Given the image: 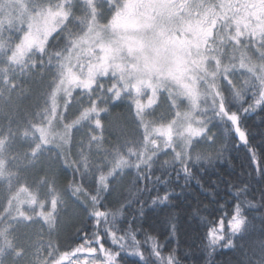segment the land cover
<instances>
[{"label":"snow or ice","instance_id":"6c2138e0","mask_svg":"<svg viewBox=\"0 0 264 264\" xmlns=\"http://www.w3.org/2000/svg\"><path fill=\"white\" fill-rule=\"evenodd\" d=\"M182 4L101 0L88 23L70 14L66 0L55 11L32 0L18 42L0 49L11 64L29 70L25 60L32 58L33 73L49 74L46 95L63 93L65 116L69 106L78 108L76 117L62 122V144L50 148L44 139L40 153L25 152V170L35 179L30 187L24 178L22 186L37 194L49 190L39 205V223L58 231L69 207L73 216L82 210L87 217L70 245L54 247L51 264H200L204 256H196L197 245L212 257L217 249L240 247L238 239L249 233L257 214L264 225V141L254 143L245 125L248 116L264 113V47H257L253 63L218 50L214 34L204 36L202 29L196 45L203 40L205 55L193 58L192 33L173 19V9ZM50 18H59L58 24ZM241 37L239 30L229 33L236 44ZM209 63L215 72L207 71ZM43 81L40 75L38 83ZM121 105L125 113L116 112ZM73 143L69 160L65 152L72 153ZM232 151L245 152L248 167L242 164L234 179L205 181ZM57 162L69 173L63 187ZM193 185L205 199L193 195ZM189 198L193 202L184 207ZM33 223L28 216L18 228L27 231ZM161 239L176 244L167 255ZM241 264H264V239Z\"/></svg>","mask_w":264,"mask_h":264},{"label":"trees","instance_id":"16d2710c","mask_svg":"<svg viewBox=\"0 0 264 264\" xmlns=\"http://www.w3.org/2000/svg\"><path fill=\"white\" fill-rule=\"evenodd\" d=\"M32 1V0H29ZM44 2V0H43ZM74 9L71 11V15L76 17L79 22H88L90 13L88 10ZM79 24L73 26V30H79ZM18 42L17 38H12L8 44H14ZM11 64L3 54L0 55V146L6 151L5 155L8 159L10 152L13 151L12 159L14 160L13 166V179L7 177L9 181H14L10 188L5 187L0 182V264H50L52 257L55 255L54 247L59 245L63 248L72 243L75 239L76 229L85 227L87 224V217L81 210L77 215H72V208L69 207L67 213L64 216L63 222L60 224L58 231H51L39 223L33 224V226L27 230L31 233L30 241L25 240L23 229L18 228L19 219L5 217V204L10 199V195L16 187L22 186V180L27 178V182L30 187L33 186L34 175L25 170V165L28 160L21 161V154L24 148L32 149L33 144L40 141V137H33V133L36 132L38 127L48 123L51 119L52 101L53 97L46 95L45 86L48 83L49 74H42L39 72L33 73L29 66V70L20 68L19 72H13L12 68H9ZM40 75H44L43 83H38ZM7 78V83H5ZM15 85L13 87L12 85ZM71 109V112L69 111ZM78 108L74 110V105L69 106L65 119H71L76 117ZM127 108L125 105H121L116 108L117 113H125ZM78 119L80 117H77ZM62 120H65L61 118ZM245 125L254 143L260 144L264 141V113H257L248 116L245 120ZM6 129H11L10 132L5 134ZM11 137V139L9 138ZM33 138L35 140H33ZM231 148V145H228ZM52 148V146H50ZM76 152L75 143H73V151L71 154H65L68 159L71 160ZM227 160H221L217 162L214 169H210L208 176H205V181L209 176L211 180H216L217 176L225 179H234L242 171L241 165L248 167L249 160L248 155L241 152H227ZM53 159H55V152L52 153ZM58 170L57 182L63 187L69 173H66L60 164L57 162L53 165ZM22 188V187H21ZM194 196L199 199H205L203 194H200L199 189L193 185L190 189ZM221 193L225 191L221 186ZM32 193L39 198L49 197V190L47 187H42L37 190L33 188ZM126 195V191L124 192ZM161 194H163V188L161 187ZM193 202L192 198H189L184 207L187 204ZM249 218H252V214L249 213ZM215 219V217H210ZM122 222V221H121ZM185 230L191 232L192 228L185 225ZM195 227V224L192 225ZM205 229L201 228L200 232L203 233ZM159 235L158 233H155ZM195 235V233H193ZM142 238V237H141ZM264 239V225L261 224L259 215L253 220V226L250 228L249 233L243 238L238 239L240 247L237 249H217L212 257H206L200 249L199 245L195 250L197 257L204 256L201 259L200 264H208L209 261L212 264H241L246 260L247 256L252 255V250H257L259 242ZM3 240V242H1ZM163 244L162 251L167 255L170 247H176L175 242H167L161 239ZM51 246V247H50ZM182 251L178 249V252ZM184 260V257H180ZM255 259V257H253ZM184 264H192L191 261L184 260Z\"/></svg>","mask_w":264,"mask_h":264},{"label":"rangeland","instance_id":"374dc122","mask_svg":"<svg viewBox=\"0 0 264 264\" xmlns=\"http://www.w3.org/2000/svg\"><path fill=\"white\" fill-rule=\"evenodd\" d=\"M66 2L72 7L69 8V12L71 14V11L74 9L78 10H88L90 13L86 12L87 15H89L88 23H92V16H93V8L95 5L101 4V0H84L83 6L81 5L80 0H66ZM44 3L46 6H52L53 11L56 10L55 6L58 3H62V0H44ZM32 1L29 0H0V33H2V37H0V49L4 47V45L8 44V42L12 38H17L19 35V25L22 22H26L29 17V11L31 9ZM95 15L98 17L99 12L97 11ZM106 15V11H105ZM174 19V18H173ZM176 20L177 24L186 30V32H191L190 27L188 26H182L179 24V22ZM50 23L52 24H58L59 18H50ZM60 27L63 25L60 24ZM9 29H11V33L9 32ZM237 30L243 33V37L240 38V43L236 44L235 41H232L229 39V33H235ZM11 37L10 40L7 39L8 37ZM264 37V21L258 24L253 29H244L243 27L238 28H231L229 29L228 26L223 29L222 34L217 37L215 41L217 49H226L228 50L226 52L227 54L230 53H239L240 55L249 57L252 59L253 63H257L256 58V50L257 47H264V45H260V38ZM197 37L195 34H193V40H192V57L193 58H203L205 53L198 51L200 49L199 46L196 45ZM204 49L203 45L202 48ZM196 50V51H195ZM2 53H0L1 55ZM32 58H26L25 64L30 66L31 65ZM9 65V68H12L13 72H19L20 68H24L23 65H13V64H7ZM203 67V65H201ZM207 71L209 72H215L216 68L209 63L207 67ZM56 110L51 115V119L48 123H45L44 125L38 127L36 129V132L33 133V137H37L38 135L40 137V141H37L36 144H33V150L36 153H40L42 149H44V139H47L49 141L48 147L52 146V148H55V146L60 145L63 143V141L60 139V135L63 132L62 128V122L63 119H65L64 114V106H65V100L63 93H60L56 95L53 98ZM74 105V110L77 109V106ZM53 106V101H52ZM69 108V107H68ZM71 112V109L69 110ZM79 119H83L80 117ZM55 134V138H53V135ZM33 138V140H35ZM26 148H24L22 154L20 155L21 161H25V152ZM6 151L3 150L2 146H0V182L3 183L5 187H11L14 181H9L7 177L12 178L13 177V164L14 160L12 159V153L13 151L8 154L9 158L5 155ZM6 157V158H5ZM13 179V178H12ZM22 187V188H21ZM16 187L15 190L10 195V199L5 204V217L9 219L10 217L13 219H19L22 220L25 217H32L34 220L33 224L39 223L37 218L38 215V209L39 205L41 203H45L47 197L39 198L38 196L34 195L32 192H29L28 189L24 188L23 186ZM36 196L35 202H33L32 197ZM40 224V223H39ZM25 240L30 241L31 233L29 230L25 231L24 233ZM3 242V240H1ZM51 264V263H50Z\"/></svg>","mask_w":264,"mask_h":264},{"label":"flooded vegetation","instance_id":"af4514ba","mask_svg":"<svg viewBox=\"0 0 264 264\" xmlns=\"http://www.w3.org/2000/svg\"><path fill=\"white\" fill-rule=\"evenodd\" d=\"M173 12V18L180 25L190 27L192 35L201 37L203 29L204 36L214 34L216 40L227 26L229 29L243 27L249 30L263 22L264 0H183L181 8H174ZM202 45L200 39L198 51L204 53Z\"/></svg>","mask_w":264,"mask_h":264}]
</instances>
